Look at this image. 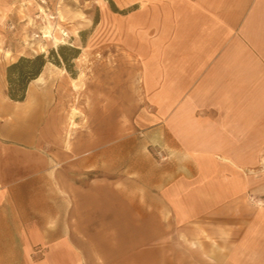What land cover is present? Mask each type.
<instances>
[{
    "label": "crops",
    "instance_id": "crops-1",
    "mask_svg": "<svg viewBox=\"0 0 264 264\" xmlns=\"http://www.w3.org/2000/svg\"><path fill=\"white\" fill-rule=\"evenodd\" d=\"M110 1L133 60L81 80L47 62L22 101L0 17V264H264V0ZM131 120L161 155L138 182L114 174Z\"/></svg>",
    "mask_w": 264,
    "mask_h": 264
},
{
    "label": "rangeland",
    "instance_id": "rangeland-1",
    "mask_svg": "<svg viewBox=\"0 0 264 264\" xmlns=\"http://www.w3.org/2000/svg\"><path fill=\"white\" fill-rule=\"evenodd\" d=\"M109 9H112L110 0H0L1 27L12 34L7 40L12 47L19 50L20 55L16 61L21 57L33 58L42 55L46 63H52L57 57L61 61L60 49L69 57L71 49L77 48V57L84 53L81 61L74 58L68 62L67 67L62 61L60 66L54 63L52 65L61 68L70 77H75L83 71L86 78H89L91 74L105 72L108 64L121 62L124 58L133 60L132 54L129 55L121 49L123 36L108 31L106 14ZM60 31L66 32V37L62 38ZM45 34L52 35L56 41L52 37H44ZM136 102L137 100H129L131 107H135ZM131 116L138 120L137 112L132 113ZM117 119L120 120L121 117L116 116V128ZM133 122L130 121V129L126 130L132 142H127L124 147L122 145L116 147L114 174L116 177L122 176L123 171L126 170L127 176L138 182V169L153 167L155 159L160 158L161 155L153 145L154 123H150L149 120L148 123L141 121L139 127V125L134 126ZM123 153L130 154L125 161L122 160ZM130 168L131 172H129ZM102 172L103 169H100L98 175L101 176ZM116 253L118 254L119 251ZM196 257V254L179 251L180 264H186L187 261L189 264H200V259ZM124 264H139V261L134 257L131 262L125 261Z\"/></svg>",
    "mask_w": 264,
    "mask_h": 264
},
{
    "label": "trees",
    "instance_id": "trees-1",
    "mask_svg": "<svg viewBox=\"0 0 264 264\" xmlns=\"http://www.w3.org/2000/svg\"><path fill=\"white\" fill-rule=\"evenodd\" d=\"M61 61L66 65L78 55V49L72 48L71 55L67 57L63 50L59 52ZM57 56V55H56ZM59 58L52 60L56 66L61 65ZM46 60L42 55L33 58L21 57L6 68L7 95L13 101H22L25 98L26 88L31 80H34L42 71Z\"/></svg>",
    "mask_w": 264,
    "mask_h": 264
},
{
    "label": "bare ground",
    "instance_id": "bare-ground-1",
    "mask_svg": "<svg viewBox=\"0 0 264 264\" xmlns=\"http://www.w3.org/2000/svg\"><path fill=\"white\" fill-rule=\"evenodd\" d=\"M48 25H50V23L48 24ZM48 28H49V26H47ZM58 28V27H57ZM50 32V31H49ZM44 37H52V35H50V34H45L44 35ZM51 39V38H50ZM52 39L54 40V41H56V38L55 37H52ZM53 41V42H54ZM55 43V42H54ZM44 50V49H43ZM83 56H84V53H81L80 54V56H78V57H76L75 59L76 60H78V61H81V59L83 58ZM84 61V60H83ZM49 66H53L51 63H49ZM42 74H40V75H38L34 80H36L37 82H41L42 81ZM83 76H84V72L83 71H81L79 74H78V79L80 80V79H82L83 78ZM76 114H78V112L75 110V109H72L71 110V112H70V114H69V116L67 117V122H68V124L67 125H69L71 128H73L74 126H75V124H74V122H73V118L75 117V115ZM70 136V135H69Z\"/></svg>",
    "mask_w": 264,
    "mask_h": 264
},
{
    "label": "built area",
    "instance_id": "built-area-1",
    "mask_svg": "<svg viewBox=\"0 0 264 264\" xmlns=\"http://www.w3.org/2000/svg\"><path fill=\"white\" fill-rule=\"evenodd\" d=\"M45 3V1H43ZM61 37L64 38L66 37V32L60 31ZM250 201L255 204L258 207H264V197L262 198H256V197H250Z\"/></svg>",
    "mask_w": 264,
    "mask_h": 264
}]
</instances>
